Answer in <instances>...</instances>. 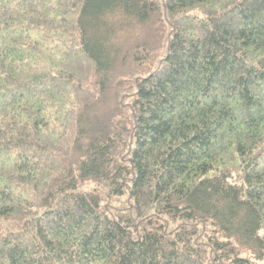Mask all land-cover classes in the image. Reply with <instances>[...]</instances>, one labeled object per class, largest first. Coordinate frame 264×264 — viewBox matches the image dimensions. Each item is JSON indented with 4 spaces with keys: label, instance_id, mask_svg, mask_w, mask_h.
Returning a JSON list of instances; mask_svg holds the SVG:
<instances>
[{
    "label": "trees",
    "instance_id": "1",
    "mask_svg": "<svg viewBox=\"0 0 264 264\" xmlns=\"http://www.w3.org/2000/svg\"><path fill=\"white\" fill-rule=\"evenodd\" d=\"M0 264H264V0H0Z\"/></svg>",
    "mask_w": 264,
    "mask_h": 264
}]
</instances>
